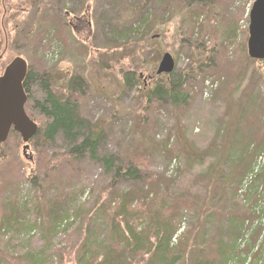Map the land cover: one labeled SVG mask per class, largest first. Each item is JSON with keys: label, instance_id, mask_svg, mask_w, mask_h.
Listing matches in <instances>:
<instances>
[{"label": "rangeland", "instance_id": "1", "mask_svg": "<svg viewBox=\"0 0 264 264\" xmlns=\"http://www.w3.org/2000/svg\"><path fill=\"white\" fill-rule=\"evenodd\" d=\"M254 2L208 0L189 6V0H0V75L20 58L29 70L52 72L55 91L64 96L67 81L81 77L84 90L72 97L80 117L103 132L100 154L116 155L123 165L141 164L144 194L170 188L190 204L198 197L197 212L182 211L174 224L178 231L170 250L178 256L176 264H196L199 258L207 264L216 256V244L227 251L225 259L236 260L229 264H264V63L251 62L247 50ZM141 24L140 33H130ZM126 45L136 46L134 54L120 65L102 68L103 55ZM166 53L176 60V74L192 77L187 106L146 101ZM202 53L213 65L191 72ZM135 71L139 82L127 84L125 73ZM244 114L251 119L239 125L246 135L228 150L232 142L223 144L218 129L223 122L232 123L234 133ZM1 145L0 264H32L34 257L43 264H71L83 232L103 235L97 230L100 225L106 229L107 217L96 208L107 206L118 192L113 176L100 162L67 159L62 137L42 153L33 146L24 153L18 134ZM222 160L232 170L221 168ZM210 165L224 177L209 180L207 175L215 173ZM253 170L255 179L240 195L243 179ZM210 181L225 192L215 211L209 208L220 199L207 186ZM207 190L212 202L205 207ZM157 192L148 200L144 196L146 206L155 202ZM203 208L208 220L198 234ZM228 215L244 228L219 243V234L228 233Z\"/></svg>", "mask_w": 264, "mask_h": 264}, {"label": "trees", "instance_id": "2", "mask_svg": "<svg viewBox=\"0 0 264 264\" xmlns=\"http://www.w3.org/2000/svg\"><path fill=\"white\" fill-rule=\"evenodd\" d=\"M207 2L208 0H189L188 4L189 6L196 3L205 5ZM142 27L143 24H141L140 28L138 27L139 29H132L130 33H140ZM132 46L126 45V48L121 52L106 53V55L102 56L104 58L100 65L102 68H107L111 63L120 65L124 59L130 56V53L134 54L136 46ZM130 47H132L131 52H129ZM197 58L202 60L195 65L196 69H190L191 72H203L213 65V60H211V63L207 61L203 53ZM250 61L254 62L253 60ZM135 73L136 71L125 73L124 80L127 84L136 85L139 82L135 77ZM189 79H192L190 75L182 73H173L170 76L157 77V82L152 86V89L146 90L145 98L147 103L153 101L170 103L175 108L187 106L190 100V96L186 92V88L189 87ZM23 88L27 97L26 113L38 127L37 133L29 142L30 146H33L35 149L38 148L40 153H42L43 149L55 145L58 138L62 137L64 143L68 146V151L66 153L67 159H72L77 162L84 159L99 161L104 164L106 173L113 176L114 182L136 178L139 181V185L132 189L131 192L126 194L120 192L116 194L107 206H103L102 204L97 205L98 208L96 209L100 210L104 217H107L105 218V224H107L106 229L102 228L99 224L100 226L97 231L103 232V235L94 233L93 230L84 231V239L81 246L77 249L75 257L72 259L74 262L71 264L178 263L179 259L177 254L172 253L170 250L172 238L178 231V226L175 227L174 224L182 211L197 212V202L195 203L191 198V201L194 203L190 204L187 198H178L175 192L170 188L161 192L160 190L154 189L151 193L147 190V194H144L146 192L145 187L147 183L145 181L146 177L143 175L140 177L142 173L141 164L118 165L113 157H101L99 155L103 132L97 131L88 121L80 118L79 103L72 97L76 90L79 92L84 90L81 77H72L67 81L65 89L68 96L61 95L55 91L54 74L50 71H41V73L30 71L24 80ZM242 119L247 125L251 120L249 115H241L234 133H231L234 127L232 123L223 122L221 123L222 127L220 126L218 129V135L224 133L219 136V139L223 140V144L232 142V144L228 146V150L236 149V142H242L243 140L241 141V139L246 135V132H244L245 130H241L239 127V125H243ZM12 134L14 136L16 135L15 133ZM250 145L251 144H248V147H250ZM0 146L2 145L0 144ZM245 148L246 146H242L241 151L243 150V153L245 152ZM218 163L221 164V168L227 166L232 170V166L229 165V162L226 163V161L222 160ZM209 168L211 170L210 172H214L212 171L214 168L212 165H210ZM214 169L216 172L217 167ZM247 172H245L244 175H246ZM211 176L212 177H209V175H207V178L209 180L219 179L212 173ZM158 183L161 184V182ZM155 184L156 183L153 182L152 185L149 186L154 188ZM154 192H157L152 197V200L155 202L146 206L143 200L144 196H146L145 198L148 200L150 195H153ZM219 193L220 201L214 205L216 209L220 207L221 198L225 195V192L221 193V189ZM138 197H141L142 200H138ZM99 203L102 202L99 201ZM204 210L205 208L201 210L202 217L199 216L197 226L195 227V232L198 234L202 227L204 228L207 224L205 222L208 219L204 217ZM225 222L228 225L226 228L228 233L219 234V243L225 239H230L229 236L232 233L231 231L240 232L242 228H244L242 221H239L233 215L225 217ZM6 228V224H3V227H1L2 230ZM216 246V256H210L213 259L207 256L212 260L213 264H215L217 260L218 264H220L221 261H224L223 264L236 261L231 256L225 259L227 255L225 248L220 244H216ZM207 257H205L206 261H208ZM63 259L64 256H62V260ZM198 261H195V263L206 264L204 261ZM31 262L32 264H43L42 259L38 257H34Z\"/></svg>", "mask_w": 264, "mask_h": 264}, {"label": "water", "instance_id": "3", "mask_svg": "<svg viewBox=\"0 0 264 264\" xmlns=\"http://www.w3.org/2000/svg\"><path fill=\"white\" fill-rule=\"evenodd\" d=\"M247 50L250 59L264 61V0H255L250 15L248 29ZM173 56L169 53L163 55L157 76L171 75L175 71ZM27 63L15 59L0 77V144L7 141L13 131L19 134L25 144L35 136L37 125L27 116L25 106L27 97L23 88L27 76ZM29 146L24 147V153Z\"/></svg>", "mask_w": 264, "mask_h": 264}, {"label": "bare ground", "instance_id": "4", "mask_svg": "<svg viewBox=\"0 0 264 264\" xmlns=\"http://www.w3.org/2000/svg\"><path fill=\"white\" fill-rule=\"evenodd\" d=\"M173 59H174V57H173ZM174 62H175V66H177V63H176V60L174 59ZM27 68H28V65H27ZM30 71H34V70H29V68H28V71H27V75H28V73L30 72ZM175 71H176V67H175ZM34 72H39V73H41V71H34ZM176 74V73H175ZM162 76H170V75H162ZM158 77H160V76H158ZM79 116H80V114H79ZM81 118V117H80ZM84 119V118H83ZM38 128V127H37ZM101 148V147H100ZM99 155L101 156V157H108V156H103V155H101L100 154V150H99ZM109 157H113L114 159H115V161L117 162V164L118 165H121V159L119 158V157H117L116 155H109ZM88 160H91V159H88ZM92 161H94V160H92ZM95 162H99V161H95ZM101 163V162H100ZM256 164H257V161L255 162ZM254 163V164H255ZM255 164V166H256V168L257 169H259V167H258V164L256 165ZM101 165L103 166V168H104V170H105V166H104V164L103 163H101ZM252 172V171H251ZM105 173H106V170H105ZM256 171L255 170H253V172L251 173V175H250V178H247L246 179V181H242V183H241V186H240V188H239V191H238V193L241 195V193L242 192H244V191H246V189H247V187H248V185H250V184H252V182H253V180L255 179V177H256ZM249 174V173H248ZM248 174L246 175V177L248 176ZM214 176L216 177V178H222V177H224V173L223 172H219L218 173V175H217V171L214 173ZM218 176H220V177H218ZM245 177V178H246ZM128 180V179H127ZM125 180V181H123V180H120V181H117V182H115L116 184H114V185H116V187L118 188V192L116 193V194H118V193H123V194H126V193H128V192H131L132 191V189H134L137 185H139V181L137 180V178L136 179H131V180ZM127 185H130V188H131V190L130 189H127V190H125L126 189V187H127ZM207 186L211 189L210 191H212V193H214V195L215 196H217V197H219V195H220V189H221V187L220 186H218L215 182H212V181H210L208 184H207ZM242 188V189H241ZM242 190V191H241ZM209 190H207V194H205L203 197H202V200H203V202H202V204L206 207L207 206V204H211V198H210V194H209V192H210ZM195 198H198V197H196V196H193V201H195L194 199ZM202 205V206H203ZM210 210H214V209H216L215 208V206H211V208H209ZM205 212H208V211H206V210H204ZM210 214H212L211 212H209ZM204 217H205V219H207L208 218V215L206 214V213H204ZM210 218V217H209ZM260 223H261V225H260ZM259 223V225L260 226H264V222L261 220V222ZM202 226V225H201ZM202 229H203V227H202ZM176 242V241H175ZM173 243V242H172ZM172 243H171V245L170 246H172ZM241 243H243V242H241V241H239V244L237 243V245L239 246V247H243L244 246V244H241Z\"/></svg>", "mask_w": 264, "mask_h": 264}, {"label": "flooded vegetation", "instance_id": "5", "mask_svg": "<svg viewBox=\"0 0 264 264\" xmlns=\"http://www.w3.org/2000/svg\"><path fill=\"white\" fill-rule=\"evenodd\" d=\"M75 21H79L78 24L80 23V19H75ZM70 25L76 30V27L73 26V22L70 23Z\"/></svg>", "mask_w": 264, "mask_h": 264}]
</instances>
